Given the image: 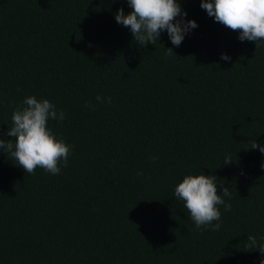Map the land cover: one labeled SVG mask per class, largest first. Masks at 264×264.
Masks as SVG:
<instances>
[{"label": "trees", "instance_id": "16d2710c", "mask_svg": "<svg viewBox=\"0 0 264 264\" xmlns=\"http://www.w3.org/2000/svg\"><path fill=\"white\" fill-rule=\"evenodd\" d=\"M177 2L198 25L179 47L166 31L137 44L115 20L127 0H0V139L34 95L65 112L48 127L72 146L57 175L0 149V264L264 260L245 247L264 243V153L251 149L264 145V41H240L201 0ZM201 173L231 192L218 231L196 229L174 195Z\"/></svg>", "mask_w": 264, "mask_h": 264}, {"label": "clouds", "instance_id": "9594fccd", "mask_svg": "<svg viewBox=\"0 0 264 264\" xmlns=\"http://www.w3.org/2000/svg\"><path fill=\"white\" fill-rule=\"evenodd\" d=\"M127 3L131 11L126 15L124 9L120 8L115 13V20L130 29L134 41L140 46L149 43L155 45L161 33L166 31L172 45L179 47L185 35L198 27L195 20H185L187 13L182 11L177 0H127ZM200 6L216 22L239 32L240 41H254L256 47H259L258 41H264V0H201ZM166 49L167 55L174 54L172 48ZM221 59L228 61L230 57L221 54ZM105 99L107 103H112L111 97L96 96L99 103L105 102ZM14 105L15 101L10 106ZM85 107L95 110L92 104ZM11 119L12 126L5 135L14 139H0V149L14 159L25 173L34 175L36 169L41 168L57 175L61 173V162L63 167H67L72 146L57 138L48 127L50 120L65 121L63 110L58 111L48 99H37L32 95L25 97L21 106L14 107ZM258 147L264 153V145L252 141L251 149ZM231 161V157H226L225 164ZM137 174L143 175L142 172ZM217 183L214 175L189 174L175 187L174 195L184 202L196 229L218 231L222 215L220 206L225 212L232 210L231 203L225 201V198L231 199L229 187H224L220 182L223 192L218 194ZM245 247L264 253V243H259L255 236L247 237ZM261 264H264V260Z\"/></svg>", "mask_w": 264, "mask_h": 264}]
</instances>
